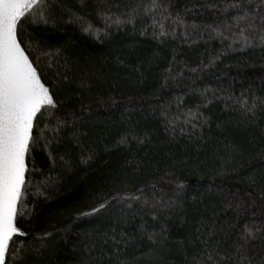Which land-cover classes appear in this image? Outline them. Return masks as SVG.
Returning a JSON list of instances; mask_svg holds the SVG:
<instances>
[{
	"label": "trees",
	"instance_id": "trees-1",
	"mask_svg": "<svg viewBox=\"0 0 264 264\" xmlns=\"http://www.w3.org/2000/svg\"><path fill=\"white\" fill-rule=\"evenodd\" d=\"M157 2L171 13L156 12L163 29L151 15L133 14L140 0H54L46 23L23 25L58 104L44 124L65 123L58 134L45 131L56 140L32 154L20 224L29 235L7 264H207L212 247L215 264H233L237 212L229 203L246 202L241 223L264 222V107L253 115L234 102L242 93L249 104L264 97V51L209 37V25L233 22L212 6L231 0ZM137 188L165 201L179 191L178 203L142 211L134 204L121 220L118 202L86 215ZM262 247L249 246L256 262Z\"/></svg>",
	"mask_w": 264,
	"mask_h": 264
},
{
	"label": "snow or ice",
	"instance_id": "snow-or-ice-1",
	"mask_svg": "<svg viewBox=\"0 0 264 264\" xmlns=\"http://www.w3.org/2000/svg\"><path fill=\"white\" fill-rule=\"evenodd\" d=\"M212 7L218 12L228 13L226 20L230 18L233 22L217 24L215 28L209 25L210 38L230 40L228 49H233V45L239 44L240 47L235 50L243 52L259 48L264 51V0H259V3L257 0H231L224 7L217 5ZM53 9L54 0H0V264H7L10 254L22 253L24 249H17V243L22 242V237L29 235L20 224L24 219L21 208L30 187L28 177L36 171L32 154L38 148L47 149L56 140L55 135L49 139L45 131L58 134L61 125L65 123L61 121L55 128H48L44 124L46 114L51 109L58 110V104L54 99L55 91L42 82L38 61L27 49L23 36L25 23L40 21L46 23L43 13ZM140 11L145 15H151L153 27L160 24L161 29L163 24L156 19V12H159L162 19L171 16L167 8L162 7L157 0H150V3L140 0V3L132 8V12L138 15ZM33 16L36 17L35 20L32 19ZM125 22H131V19L112 20V23L117 25ZM177 22L182 23V20L177 17ZM84 31L88 32L89 29L84 28ZM165 34L163 30L159 33V35ZM67 63L68 61L65 60V64ZM250 99L251 104L244 99L242 93L234 102L239 103L245 113L251 112L255 115V109L264 107V97L252 96ZM188 112L191 116L192 110L189 109ZM42 124H44L43 128ZM48 158L54 165L56 161L51 153ZM59 159L63 161L64 157L61 156ZM152 187L154 190L155 185ZM183 187V184L177 185L180 190ZM136 192L139 194L126 197L113 196L111 199L105 197L99 207H94L92 212L86 215L106 211L113 206V202H118L123 205L117 217L121 220L126 218L127 212L136 211L133 208L134 204L139 205L141 211L144 207L153 210L172 209L179 199V191L177 200L167 201L163 197L159 200L149 199L146 188H137ZM229 207L235 208L237 212V219L230 224V228L236 232V238L231 245L235 254L233 264H264V259L256 262L248 254L249 246L255 241H260L264 245V222L259 225L251 222L241 223L244 219L242 213L247 207L244 200L236 204L229 203ZM32 212L35 213V208ZM30 219L31 217L29 222ZM216 232L217 230L213 229L208 235L204 241L206 245L212 241ZM111 239L116 243L120 242L117 240L115 229ZM261 255L264 256V247L261 249ZM216 258L217 248L212 247L207 264H215ZM228 261H233V257L229 256ZM20 264L23 262L21 261Z\"/></svg>",
	"mask_w": 264,
	"mask_h": 264
}]
</instances>
